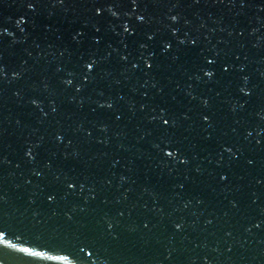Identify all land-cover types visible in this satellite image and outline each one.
I'll use <instances>...</instances> for the list:
<instances>
[{
	"label": "water",
	"instance_id": "1",
	"mask_svg": "<svg viewBox=\"0 0 264 264\" xmlns=\"http://www.w3.org/2000/svg\"><path fill=\"white\" fill-rule=\"evenodd\" d=\"M0 264H264V0H0Z\"/></svg>",
	"mask_w": 264,
	"mask_h": 264
}]
</instances>
